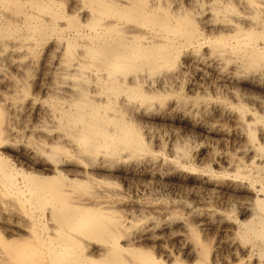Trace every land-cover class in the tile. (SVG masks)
Wrapping results in <instances>:
<instances>
[{
	"label": "bare ground",
	"instance_id": "6f19581e",
	"mask_svg": "<svg viewBox=\"0 0 264 264\" xmlns=\"http://www.w3.org/2000/svg\"><path fill=\"white\" fill-rule=\"evenodd\" d=\"M76 1L87 11L75 4L61 12V0H0V264H264V0ZM51 37L54 62L43 88L49 98L26 102L23 80L31 70L24 63ZM190 74L196 96L230 86L234 102L221 99L213 112L206 106L197 114L208 122L221 110L233 113L232 173L209 164L197 169L187 139L173 141L161 161L145 140L162 115L150 102L178 92ZM206 74L215 80L209 86L200 83ZM136 100L147 106L136 104L133 116ZM172 107L170 119L198 125L196 112ZM202 129L219 132L208 123ZM214 146L203 144L208 159ZM142 153L151 154L149 170L163 166L195 172L204 185L228 184L234 206L199 213L194 222L173 209L162 222L135 224L156 212L120 184H129L138 166L117 165ZM214 221L215 243L197 225ZM168 241L179 243L177 251Z\"/></svg>",
	"mask_w": 264,
	"mask_h": 264
},
{
	"label": "rangeland",
	"instance_id": "374dc122",
	"mask_svg": "<svg viewBox=\"0 0 264 264\" xmlns=\"http://www.w3.org/2000/svg\"><path fill=\"white\" fill-rule=\"evenodd\" d=\"M61 1H62V3H61L62 9L60 8L61 12H63V10L65 9L64 11L67 10L68 12L71 13L78 6H80V4H81L82 8H85L84 9L85 11H87V9H88V5L85 4V2H83V1L78 2V4H76L77 1L74 2L75 0H61ZM75 4L77 5V7ZM54 41L56 42L55 37H53V38L51 37V39L48 38L47 41L45 40V42L40 45L41 47L39 48L37 55H35L33 57V58H35L36 56H38L36 58V60L32 58L31 60L29 59L30 61L27 64L24 63V65H26V67L30 64L28 67H29V70H31V71H29L30 75H29V73H26L27 76L25 75L26 76L25 78L27 80L23 78L24 79L23 81L24 82L26 81L25 84L28 87V91H29L28 100L26 102H29L30 100L32 101L33 99H37L36 101L38 103L41 102V104H43L49 98L48 93L43 88H45L46 84L48 83L47 74L50 72V70H52L51 68L53 65L50 62L51 61L54 62V59L49 58V56H51L49 51L52 48ZM39 53H40V55H38ZM51 57H53V56H51ZM33 60H35V61L33 62ZM161 72L165 73V70H162ZM170 72L172 74V73H175L176 70H174V72H173V70L169 69V73H168V69L166 70L167 74H170ZM11 74L16 76V72H13ZM191 75H193V78ZM207 76L208 77L204 78L207 80L203 79V81H200V83L204 82L205 84L206 83L211 84V83L215 82V80H213L214 79L213 77H211L209 75H207ZM18 78L19 77H17V79ZM189 78L190 79H196V76L194 74H190L187 77V80L185 81V82H187L186 84H185V82L179 84V87L181 90L178 89L179 90L178 92L176 91V93H172V94H170V96H163L161 98L160 97L156 98L152 102H150V109L151 110L154 109L153 111H155V109L158 108L157 110L160 111V114L162 113V115H159V112L157 113V111L154 112L157 114V116L158 115L159 116H158V119H156L155 121L154 120L152 121V122H154L153 124L152 123L149 124L150 128L148 127L147 132L146 131L144 132L145 140L147 143L149 141V143H148L149 147L151 146L150 147L151 150L157 155L156 158H158V160L161 161L162 158H164L166 156L168 157V155H169L168 147H170V145L173 143V141H174V143L175 142L182 143L184 140L187 139L186 142L192 146V149H193V152H192L193 153V155H192L193 160L192 161L194 162V165L196 166L197 169H203L204 167L207 166V164H209L208 166L209 167L211 166V168L216 172H218L219 170L220 171L222 170L221 172L219 171V173H222V172L225 173L226 171L228 172V170L230 168L227 165L228 158H229L227 156H230L232 153H234V129H233L234 124H233V122L231 120V116H230L231 114L233 115V113L228 108H227V110H229V111H227L226 109H224L225 111L224 110L220 111L218 109L220 111L219 115L215 111L217 113V115H215L216 114L215 112H214L215 114L211 115V116L215 117V119L213 117H211L210 118L211 120L208 119V122H207L205 117H201L202 115H200V114L202 112L200 111V109H202V107L207 106L208 110H211L213 112V109L215 108V106H218V104H219L218 102L221 99L229 100L230 98L227 97L228 96L227 90H228V88H230V86L227 84H223L224 86L223 85L220 86V83L216 82V83H218V87H217V85L215 86V84H216L215 83V84H213L215 87H213V88L211 87L210 89L206 90L207 93L205 91H200L197 94V95H200V93L203 92L202 94L205 93V95L206 94H208V95L205 96V95L201 94V96H196V91L190 90L191 88H190L189 83H188ZM60 79H61V77H60ZM46 81H47V83H46ZM210 81H212V82H210ZM27 84H29V85H27ZM186 85H187V87H186ZM207 86H209V85H207ZM175 87H178V85ZM41 88H42V90H41ZM173 89H175V88H173ZM213 89L215 91H213ZM170 90H172V89H170ZM172 91H174V90H172ZM43 92L47 93V95ZM184 95H185L186 99H184V101H182V98L184 97ZM196 97H199V98H196ZM204 97L207 99V101L205 100ZM222 97H224V98H222ZM225 97H227V98H225ZM202 98H204V99H202ZM195 99H197V100H195ZM211 100H213V101H211ZM136 101L137 102L134 101L133 105H132L133 109H134L133 110L134 112H132V115L134 113H137V114L139 113L137 111L135 112V110H139V109L147 106L146 102H142L143 103L142 104L140 101H138V100H136ZM176 101H178V102H176ZM179 101H180V103H179ZM26 102L24 103L25 106H27ZM229 102H234V99L229 100ZM174 103H176L177 105ZM190 103H192L193 105ZM136 104L138 106H140V105H142V106L139 107V109H138V106ZM178 104H179V109H180L179 111H181V112H184L185 110L187 111V109H188L187 113H189L190 110L191 111L193 110L192 112H190V113L194 112L192 115H195V112H196V114L198 113V111L201 112L200 114H197L198 116L195 115V118H196V116L198 117L196 120L198 122V125L197 124L195 125L197 128L194 125L191 126L188 123H186L181 116H180L181 119L177 116L178 119H180V121L177 118L170 119L169 116L173 112V111L171 112V110H176V109H172V108H174V107H172V105L178 106ZM189 104H190V106H189ZM197 105H199V110H198ZM132 106H131V108H132ZM168 106L170 107V109ZM184 106H186V107H184ZM180 107H182V108H180ZM190 107H192V108H190ZM159 108H161L164 111H161ZM185 108H187V109H185ZM220 108H222V107H220ZM166 109H168L170 111V113ZM26 111L30 114L29 116L32 119L33 116L29 112V109H25V113H27ZM23 113H24V111H23ZM173 113H175V112H173ZM221 113H223V114H221ZM167 114H168V116H167ZM181 114L182 113H180V115ZM223 116H224V118H223ZM199 118H202V119H200L201 122L203 121L202 124H201L200 120H198ZM199 122H200V125H199ZM207 123L212 124L215 129L219 128V132L216 129L217 130L216 133H214V132L210 133V134L206 133L204 131V129H202V126H203V124H207ZM148 131H150V132H148ZM175 138H177L178 140ZM160 142H162L164 145H166V149L160 148V147H162L161 145H159ZM203 144L205 146L210 145L211 147L215 145L214 147L216 148V151H217L216 156L213 157L212 159H208L207 158L208 157L207 152L205 151ZM142 154H136L134 156L130 155V157L124 156L123 157L124 159L123 158L121 159L123 164L121 161H119V163L117 165L121 168H124V167L126 168L127 166H130V165H131L130 167H132L134 165H135L134 167L138 166L136 168L137 170L132 175L133 177H130L131 179H129L131 182L129 181V184L128 183L126 184V181H124V182L122 181L120 184H123L124 186L123 185H121V186H123L125 189L128 188V186H130V190H129L130 192L129 193H130V196H132V200H140V201L142 200L141 202L143 204H145V202H146L145 205H147V206H145V208L147 207L145 210H149V209L154 207L152 209V211L155 210L153 212H156V214L155 213L153 214L151 212V210H149V212L146 211L147 212V215H145L146 217L145 218L139 217L138 218L139 222H137L135 224H140L141 227H143L144 225L149 224V223L154 222V221L162 222V221H164V219H165L164 217L167 215V213L169 214V213L174 212V211H172L173 209L175 210V212L177 211L178 214H181L180 216L182 218L184 217V219H187V220L188 219L189 220L194 219L192 221V222H194L195 220H199L200 214H204V215L210 214V213L214 212V210H218V211L221 210L220 211L221 213H225V212L228 213L231 209V206L232 205L234 206V202H233L234 201V191L230 192L231 189L229 188L228 184H224L225 186L214 187L212 185H204L203 183L200 182L202 179L196 180L195 178L197 176L199 177V175L195 172L181 171L182 172L181 173V172L172 170V171H170L171 172L170 173L163 166L162 167L156 166V168L152 169L151 164H148V163L152 162L151 160H153L151 157V154L150 153H144L143 155ZM124 155H127V153H125ZM127 156H129V154ZM149 157H151V158H149ZM125 161H126V163H125ZM149 161H151V162H149ZM139 162H140V164H139ZM119 164H121V166ZM147 164H148V166H146ZM159 165H160V163H159ZM149 166H151L150 170H149V168H147ZM158 167L161 168V171H160V169H158ZM164 170L166 173L163 172ZM224 170H226V171H224ZM228 173H232L231 170ZM197 183H199V184H197ZM147 199H149V200H147ZM228 200H229V203H228ZM184 203H186V204H184ZM152 204H154V205H152ZM162 210H164V211H162ZM160 211H162V212H160ZM196 211L198 213H196ZM146 212L144 211L145 214H146ZM163 212H167V213H163ZM150 213L153 215V217L152 216L150 217V215H151ZM160 213H161V215H160ZM194 213H196L197 215ZM162 216H164L163 217L164 219L162 218ZM188 216L189 217L191 216V217L189 218ZM195 217H197V219ZM147 218H148V220H146ZM182 218H181V220L183 222L184 219H182ZM149 220H150V222H149ZM177 220H179V219H177ZM216 221H219V220H216ZM171 222L173 224L172 220H171ZM174 222H175L174 223L175 225L173 224L172 227H176V225H177L176 221H174ZM197 225L199 227L200 236L203 237V239L204 238L205 239L210 238L211 241L213 240V243L218 241L217 239H219V237L217 238V236H219L218 231L220 229L218 226L219 222L216 223L214 221V224L211 226H205V225H201L199 223H197ZM138 226H137V228H141L140 226L139 227ZM159 232L161 233L162 229H159L158 233ZM178 245H179L178 242H173V241L172 242L168 241V243H167V246L173 252L177 251ZM9 261H7V262L10 264H14V262L12 260H9Z\"/></svg>",
	"mask_w": 264,
	"mask_h": 264
}]
</instances>
